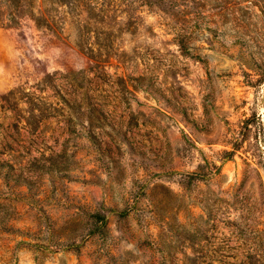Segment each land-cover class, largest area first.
Masks as SVG:
<instances>
[{
	"label": "rangeland",
	"instance_id": "rangeland-1",
	"mask_svg": "<svg viewBox=\"0 0 264 264\" xmlns=\"http://www.w3.org/2000/svg\"><path fill=\"white\" fill-rule=\"evenodd\" d=\"M0 264H264V0H0Z\"/></svg>",
	"mask_w": 264,
	"mask_h": 264
}]
</instances>
